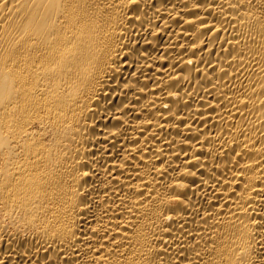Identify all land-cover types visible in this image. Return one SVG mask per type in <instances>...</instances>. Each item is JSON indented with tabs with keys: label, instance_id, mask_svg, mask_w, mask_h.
Segmentation results:
<instances>
[{
	"label": "bare ground",
	"instance_id": "obj_1",
	"mask_svg": "<svg viewBox=\"0 0 264 264\" xmlns=\"http://www.w3.org/2000/svg\"><path fill=\"white\" fill-rule=\"evenodd\" d=\"M0 264H264V0H0Z\"/></svg>",
	"mask_w": 264,
	"mask_h": 264
}]
</instances>
